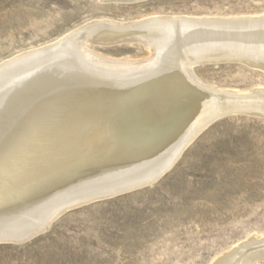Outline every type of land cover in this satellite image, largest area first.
Returning <instances> with one entry per match:
<instances>
[{"label": "bare ground", "instance_id": "6f19581e", "mask_svg": "<svg viewBox=\"0 0 264 264\" xmlns=\"http://www.w3.org/2000/svg\"><path fill=\"white\" fill-rule=\"evenodd\" d=\"M254 14L100 17L0 62V238L156 178L214 117L264 116V88L220 89L193 70L228 59L264 71V13ZM90 40L151 55L105 57ZM249 238L212 264H257L264 239Z\"/></svg>", "mask_w": 264, "mask_h": 264}, {"label": "rangeland", "instance_id": "374dc122", "mask_svg": "<svg viewBox=\"0 0 264 264\" xmlns=\"http://www.w3.org/2000/svg\"><path fill=\"white\" fill-rule=\"evenodd\" d=\"M112 1L0 0V62L100 17L126 23L145 15L264 13V0ZM140 45L86 43L99 55L131 60L151 55ZM193 70L220 89L264 88V71L244 61L218 59ZM223 115L151 183L66 207L26 242L0 238V264H212L250 236L264 239V116Z\"/></svg>", "mask_w": 264, "mask_h": 264}, {"label": "water", "instance_id": "95a60500", "mask_svg": "<svg viewBox=\"0 0 264 264\" xmlns=\"http://www.w3.org/2000/svg\"><path fill=\"white\" fill-rule=\"evenodd\" d=\"M120 1H139V0H120ZM249 65L251 66H255L249 62H247ZM257 67V66H255ZM259 68V67H258ZM167 169V168H166ZM165 169V170H166ZM162 173V172H161ZM160 173V174H161ZM159 176V175H158ZM157 176V177H158ZM156 177V178H157ZM156 178L150 180V181H143L141 182L140 184L136 185V186H143V185H146V184H149L150 182H152L153 180H155ZM134 186V187H136ZM55 218V217H54ZM52 218L48 223H45V224H42V225H39V226H36L34 228H29L27 229L26 231H23L21 232L20 234H17V235H8V237H4V240H8L10 242H14V243H22V242H26L28 240H30L31 238H33L34 236L40 234L41 232H44L50 225L51 221L54 219Z\"/></svg>", "mask_w": 264, "mask_h": 264}]
</instances>
